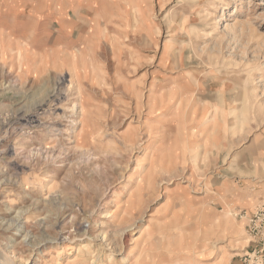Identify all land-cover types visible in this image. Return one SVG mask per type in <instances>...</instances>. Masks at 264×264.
<instances>
[{
  "label": "rangeland",
  "instance_id": "374dc122",
  "mask_svg": "<svg viewBox=\"0 0 264 264\" xmlns=\"http://www.w3.org/2000/svg\"><path fill=\"white\" fill-rule=\"evenodd\" d=\"M81 262L264 264V0H0V264Z\"/></svg>",
  "mask_w": 264,
  "mask_h": 264
},
{
  "label": "bare ground",
  "instance_id": "6f19581e",
  "mask_svg": "<svg viewBox=\"0 0 264 264\" xmlns=\"http://www.w3.org/2000/svg\"><path fill=\"white\" fill-rule=\"evenodd\" d=\"M236 7V6H235ZM234 13H231V15H233ZM136 179V177L132 178L131 181L134 182V180ZM131 183H127L126 185H124L122 188H120L117 192H116V199H120L130 188ZM81 264H83V262H81Z\"/></svg>",
  "mask_w": 264,
  "mask_h": 264
}]
</instances>
